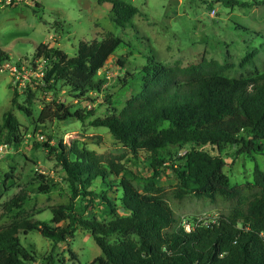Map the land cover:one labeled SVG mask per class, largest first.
<instances>
[{
  "label": "trees",
  "instance_id": "obj_1",
  "mask_svg": "<svg viewBox=\"0 0 264 264\" xmlns=\"http://www.w3.org/2000/svg\"><path fill=\"white\" fill-rule=\"evenodd\" d=\"M106 1L113 6L114 22L124 29L140 14L124 0H100ZM220 1L229 6L243 4ZM122 44L114 35L92 44L81 42L74 58L41 44L30 67L43 76L32 78V82L45 93L63 90L74 99L93 103L91 94L104 85L95 78ZM248 58L253 62L254 55ZM7 61L9 57L0 49V66ZM17 67L20 72L22 65ZM209 67L171 68L151 61L140 68L141 91L124 110H114V114L90 123L107 128L135 154H150L155 174L146 182L122 178L119 172L96 165L91 155L71 152L61 142L57 148L43 142L42 147L62 167L71 203L51 207L50 223L18 220L0 228V264H26L29 253L20 240L21 233L36 231L62 245L77 227L89 232L101 249L102 256L91 264H264V171L256 166L253 183L231 186L220 154L225 146L235 145L249 157L264 156V72L228 78ZM18 96L14 89L12 107L31 119L32 111L17 103ZM31 100L28 98L27 104ZM55 106L53 117L62 122L78 119L84 123L94 117L93 111ZM22 143L20 122L10 110L0 125V145L19 148ZM186 146L191 148L183 155L171 151ZM165 170L171 171L177 182L170 192L157 187ZM7 177L10 182L0 185V193L16 186L15 178ZM97 181L116 198L92 189ZM50 190L45 182L39 192ZM187 198L221 199L230 208L217 220L200 223L187 232L170 203ZM26 202L27 197L20 194L5 205V211L21 210ZM94 209H98L99 218L87 219L89 210ZM112 237L119 240L112 243Z\"/></svg>",
  "mask_w": 264,
  "mask_h": 264
},
{
  "label": "rangeland",
  "instance_id": "obj_2",
  "mask_svg": "<svg viewBox=\"0 0 264 264\" xmlns=\"http://www.w3.org/2000/svg\"><path fill=\"white\" fill-rule=\"evenodd\" d=\"M124 1L140 11L133 25L125 29L114 22L113 6L107 1L16 0L11 6L0 5V49L9 57V61L0 66V125L4 114L11 110L20 122L23 136L22 145L19 148L9 145L0 160V185L9 184L7 176L14 177L16 182L10 192L0 193V228L18 220L50 223L51 207L71 203L62 167L42 147L43 142L56 148L61 142L71 152L89 154L96 165L117 171L122 178L146 182L155 174L149 153L135 154L107 128L90 125L98 118L114 114V110L117 113L124 110L141 91L140 68L151 61L171 68L210 65V71H219L228 78H248L256 71L264 72V0H238L243 4L234 6L224 5L220 0ZM108 35L121 38L123 44L95 78L96 83L103 81L104 85L100 92L91 94L93 103L74 99L63 90L45 93L28 81L25 87L18 89L17 103L29 107L33 117L28 119L17 107H12L16 83L12 72L4 69V65L28 66L41 44L74 58L81 42H100ZM249 55H254L253 62ZM30 97L32 103L27 104ZM57 104L74 111H93L94 117L84 123L78 119L59 121L53 117ZM45 110L46 114L42 115ZM190 148H172L171 151L183 155ZM240 148L228 145L220 152L231 186L253 183L256 166L264 171L263 155L249 157L241 153ZM71 158L75 159L73 155ZM45 182L51 190L40 193ZM176 184L172 172L165 170L157 187L170 192ZM92 189L107 191L108 196L116 198L100 181ZM20 194L27 197L26 205L21 210L6 212L5 205ZM170 203L176 215L193 226L200 219L203 223L213 222L230 208L221 199L211 202L187 198ZM98 213V209L89 210L86 218H99ZM20 240L29 253L26 264H91L102 256L91 234L81 227L62 245H55L36 231L28 235L21 233ZM118 240V237L110 238L112 243Z\"/></svg>",
  "mask_w": 264,
  "mask_h": 264
},
{
  "label": "built area",
  "instance_id": "obj_3",
  "mask_svg": "<svg viewBox=\"0 0 264 264\" xmlns=\"http://www.w3.org/2000/svg\"><path fill=\"white\" fill-rule=\"evenodd\" d=\"M16 2V0H0V5L2 7H7V6H11L14 5ZM30 64L26 67H21V71L19 72L17 65L12 66L11 64L7 63L6 65H4V69H8L12 72V75L14 77L15 83H16V87L15 89L18 91L21 90L23 87H25L26 82L31 81L32 82V78H40L43 76L42 73L40 74H35L33 72V68L30 67ZM22 68L29 70L31 73L28 72H24L22 71ZM41 68V66H39V69ZM23 69V70H24ZM33 76V77H32ZM9 150V146L5 145V144H1L0 145V160L2 159V157L8 152ZM217 220V219H216ZM215 221V220H214ZM200 223H203L202 219H200L199 221H197V223L193 226L191 224L186 223L183 219H182V226L184 227V229L187 232H190L192 229H194L195 227L199 226ZM206 223V222H205Z\"/></svg>",
  "mask_w": 264,
  "mask_h": 264
}]
</instances>
